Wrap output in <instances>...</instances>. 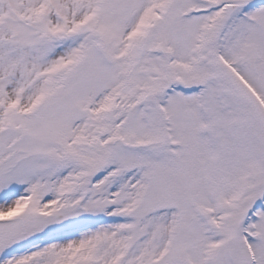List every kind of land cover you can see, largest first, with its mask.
<instances>
[{
	"label": "snow or ice",
	"instance_id": "1",
	"mask_svg": "<svg viewBox=\"0 0 264 264\" xmlns=\"http://www.w3.org/2000/svg\"><path fill=\"white\" fill-rule=\"evenodd\" d=\"M0 264H264V0H0Z\"/></svg>",
	"mask_w": 264,
	"mask_h": 264
}]
</instances>
